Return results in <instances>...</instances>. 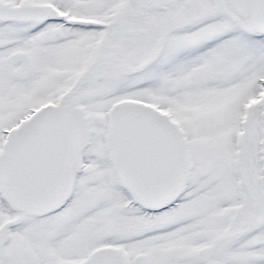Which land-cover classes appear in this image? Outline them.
<instances>
[{
	"label": "snow or ice",
	"instance_id": "1",
	"mask_svg": "<svg viewBox=\"0 0 264 264\" xmlns=\"http://www.w3.org/2000/svg\"><path fill=\"white\" fill-rule=\"evenodd\" d=\"M0 264H264V0H0Z\"/></svg>",
	"mask_w": 264,
	"mask_h": 264
}]
</instances>
